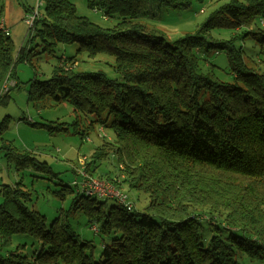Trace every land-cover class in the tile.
I'll list each match as a JSON object with an SVG mask.
<instances>
[{"label":"trees","instance_id":"16d2710c","mask_svg":"<svg viewBox=\"0 0 264 264\" xmlns=\"http://www.w3.org/2000/svg\"><path fill=\"white\" fill-rule=\"evenodd\" d=\"M40 1L43 13L15 52L2 27L0 0V102L15 63L36 54L27 48L34 38L39 39L34 47L48 54L62 43L76 44L90 57L113 55L115 79L67 68L65 62L74 61L64 58L48 79L29 82L27 99L68 101L77 116L91 115L87 125L75 129L82 137L93 123L109 128L113 142L104 139L90 162L111 155L123 175L120 183L149 200L144 212L118 203L105 210L98 197L77 188L72 209L95 222L99 233L115 235L94 260L91 240L80 239L63 218L47 226L44 215L27 206L28 191L1 185L0 264H240L238 253L264 264V72L246 66L234 38L206 40L213 28L250 26L264 15V0H225L196 32L173 42L137 19L150 0H87L89 8L105 16L118 15L112 28L78 15L71 0ZM155 1L185 8L192 0ZM261 41L264 45V35ZM201 49L226 52L231 81L198 71ZM8 150L17 165L35 161ZM65 191L73 192L69 186ZM16 233L41 243L31 258L19 251L20 244L2 254Z\"/></svg>","mask_w":264,"mask_h":264},{"label":"rangeland","instance_id":"374dc122","mask_svg":"<svg viewBox=\"0 0 264 264\" xmlns=\"http://www.w3.org/2000/svg\"><path fill=\"white\" fill-rule=\"evenodd\" d=\"M224 1L192 0L188 7L172 8L150 0L139 8L137 19L155 35L173 42L185 34L196 32L209 13ZM20 2L26 8L31 6L35 9L40 0H20ZM71 2L74 3L78 15L87 17L103 28H112L119 19L117 14L105 16L103 12L89 8L87 0H71ZM37 10L39 16L42 15L43 5L40 4ZM208 33L207 42L217 43L234 38V46L242 49L246 66L255 72H264V45L261 41L264 35V15L256 17L250 26L238 29L213 28ZM26 42L27 35L20 46ZM38 42L39 39L34 38L27 43V48H33L32 52L36 54L30 57V61L16 62L13 76H7L3 83V92L8 90V93L0 102V123H3V126H0V186H20L28 191L30 195L26 202L27 206L44 215L47 226L56 218H63L80 239L92 241L93 259L98 260L102 246L109 243L115 235L99 233L95 222H90L80 209H72V198L77 188L79 192L81 188L85 192L90 190V178H94L103 182V184L98 183V188L111 185L115 189L124 191L138 212L145 211L148 196L142 191L129 189L125 184L120 183L123 175L118 171L117 161L111 155L94 161L95 164L90 162L94 150L103 143L104 139L113 142L114 134L109 128L93 123V128L82 137L75 129L87 125L93 119L91 115L79 113L77 116L73 105L68 101L56 103L47 99L32 102L27 99V91L32 79H48L54 67L64 58H72L74 61V64L65 62L67 68L72 65L75 71L102 72L108 79L117 77L114 71L115 60L113 55L108 53H98L90 57L85 51L78 52L76 44L59 43L54 51L48 54L41 52V47H34ZM18 48L19 45H15V51ZM196 54L199 58L200 73L209 72L220 80H232L230 62L224 50H213L205 54L201 49ZM76 119L80 124L75 123ZM52 127L61 128L56 131ZM3 144H6V149L1 147ZM9 146L19 154L31 155L35 161L17 165L11 159L10 152L13 151L8 150ZM104 148L107 151L112 149L108 144ZM38 162L43 163L45 167H41ZM87 165L92 168V173ZM110 179H116V183ZM68 186L73 192L65 191ZM97 200L104 202L102 207L105 210L118 203L114 198L98 197ZM1 201L0 194V203ZM204 235L208 237V231H205ZM19 244L21 245L19 251L28 258L35 255L41 247V243L29 235L16 233L12 235L8 244L3 245L2 254L15 251ZM237 259L240 264H259L245 253H238Z\"/></svg>","mask_w":264,"mask_h":264},{"label":"crops","instance_id":"0c3cea01","mask_svg":"<svg viewBox=\"0 0 264 264\" xmlns=\"http://www.w3.org/2000/svg\"><path fill=\"white\" fill-rule=\"evenodd\" d=\"M4 5L2 27L4 30H7L13 44L16 46L19 45L20 48L21 42L28 32L25 16L27 13L31 12L33 8L29 6L27 7V11L20 0H4Z\"/></svg>","mask_w":264,"mask_h":264},{"label":"built area","instance_id":"2783aa9c","mask_svg":"<svg viewBox=\"0 0 264 264\" xmlns=\"http://www.w3.org/2000/svg\"><path fill=\"white\" fill-rule=\"evenodd\" d=\"M40 4H42L41 1L37 4L35 9H32V11L27 13V15L25 16V22L28 28L33 25L34 19L39 15V11L37 10V8L39 7ZM5 32L8 33L7 30H5ZM90 181H91L90 190H86V192L82 188L79 190L87 195H93L96 197L114 198L118 202V204L125 206L127 209H131L133 207V203L129 201L130 199L128 195L121 189H115L111 185H108L109 187H105L103 185V188H98L99 186L98 183L103 184V182L101 181L99 182L94 178H90ZM74 183L77 184L78 182H74ZM94 229L96 230V228Z\"/></svg>","mask_w":264,"mask_h":264}]
</instances>
